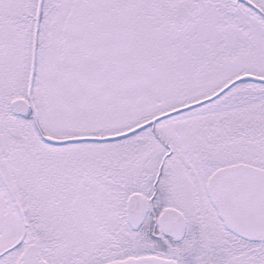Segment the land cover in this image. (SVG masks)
<instances>
[{"label": "snow or ice", "instance_id": "1", "mask_svg": "<svg viewBox=\"0 0 264 264\" xmlns=\"http://www.w3.org/2000/svg\"><path fill=\"white\" fill-rule=\"evenodd\" d=\"M0 264H264V0H0Z\"/></svg>", "mask_w": 264, "mask_h": 264}]
</instances>
